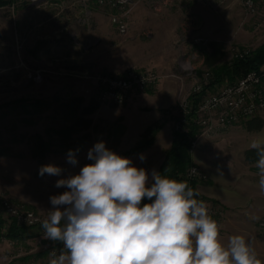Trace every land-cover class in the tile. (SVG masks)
Segmentation results:
<instances>
[{
    "label": "rangeland",
    "instance_id": "1",
    "mask_svg": "<svg viewBox=\"0 0 264 264\" xmlns=\"http://www.w3.org/2000/svg\"><path fill=\"white\" fill-rule=\"evenodd\" d=\"M243 1L167 0L158 10L138 2L128 14L125 35L114 30L107 12L95 8L88 26L70 23L69 30L77 32L73 40L61 30L60 25L66 23L55 16L57 10L50 2L0 0V192L43 221L52 208L50 197L67 190L55 187L56 181L94 163L87 153L100 141L131 159L134 166L146 169L151 183V173L158 171L171 147L170 139L177 133L173 123L180 103L204 72L230 62L239 48L253 50L264 44V25L252 27L254 18L257 24H264V13H249ZM259 5L264 6V0ZM67 41L88 65L86 72L67 67L65 50L57 47L66 46ZM84 43L94 46L84 48ZM127 68L158 74V83L146 92L171 99L160 119L134 100L136 93L122 105L99 103L105 106L91 115L87 130L73 134L62 129L52 111L56 99L73 95L83 96L85 102L94 99L97 75L117 74ZM128 116L136 123L145 116L150 124L126 133ZM164 125L169 129L168 138H157ZM199 133L189 152L191 164L204 170L207 166L219 182L231 181L238 187L246 184L255 190L249 192L247 211L241 206L230 209L203 193L222 211L221 239L226 243L231 235H243L264 261V193L258 188L255 162L247 161L244 154L253 139H264V113ZM70 150L75 153V165L68 162ZM47 164L60 167L61 174L41 176L40 168ZM41 225L27 228L30 237L25 240H0V264H8L17 255L47 259V248L54 241L44 237Z\"/></svg>",
    "mask_w": 264,
    "mask_h": 264
},
{
    "label": "clouds",
    "instance_id": "2",
    "mask_svg": "<svg viewBox=\"0 0 264 264\" xmlns=\"http://www.w3.org/2000/svg\"><path fill=\"white\" fill-rule=\"evenodd\" d=\"M258 188L264 193V139H253ZM78 174L56 181L65 187L50 197L42 221L44 237L60 241L49 264H264L243 235L221 239V225L186 181L146 169L106 148H91ZM141 160L144 156L141 155ZM68 162L77 163L69 151ZM62 169L43 165L40 175L59 176ZM147 198L150 203H143Z\"/></svg>",
    "mask_w": 264,
    "mask_h": 264
},
{
    "label": "built area",
    "instance_id": "3",
    "mask_svg": "<svg viewBox=\"0 0 264 264\" xmlns=\"http://www.w3.org/2000/svg\"><path fill=\"white\" fill-rule=\"evenodd\" d=\"M34 2H50L49 4L57 10L55 16L61 17L66 24H62L61 30H65L73 40H76V31H70L69 25L74 22L79 26H88L92 23V13L95 8L104 10L109 15V20L114 30L119 35H125L129 30L128 14L135 4L145 2L154 10H158L167 0H30ZM244 8L251 14L264 13V6L259 5V0H244ZM94 46L93 43L85 44L84 48ZM237 49L234 55H241ZM211 78V72L205 71L198 84L190 94L200 93ZM159 81L156 72L147 69L127 68L124 71L111 74L105 73L95 77L94 99L99 103L122 105L134 94L146 92L154 88ZM190 94L180 103L177 117L173 123V129L177 133H185L192 124L198 126L199 130H211L215 126H229L240 121L249 120L264 113V66L259 70H253L236 78L232 82L225 81L214 91L200 95L198 101L193 105ZM194 107V110H193ZM192 111L194 117H191ZM199 131L190 141L189 152L195 147L199 138ZM186 181L194 191L199 192L196 197L208 205L209 214L221 224V209L207 199L197 188L207 179V175L196 164H190L182 173ZM0 217L2 226L0 228V240H9L5 237L6 230L13 222L16 226L32 228L42 224V218L31 209L11 202V200L0 192ZM63 243L54 241L48 248V258L35 260L23 256H13L8 264H49L50 253L55 251L59 254Z\"/></svg>",
    "mask_w": 264,
    "mask_h": 264
},
{
    "label": "trees",
    "instance_id": "4",
    "mask_svg": "<svg viewBox=\"0 0 264 264\" xmlns=\"http://www.w3.org/2000/svg\"><path fill=\"white\" fill-rule=\"evenodd\" d=\"M239 50L244 52L245 49L239 48ZM246 51V53L241 55H233L230 62L216 66L213 70H210L211 78L203 87L202 92L190 94L189 98L191 99L193 105L196 104L200 95L208 92V89H212L217 84H220L223 81L232 82L236 78L241 77L250 71L259 70L262 66H264V44H261L253 50L248 49ZM98 107L99 102L93 98L85 102V98L83 96L73 95L67 99H56L54 101L52 111L62 123V129L74 134L87 130L91 126V115L98 109ZM191 117H194L193 111ZM198 131V126L192 124L187 132L175 133L171 147L165 153L164 159L157 171L158 173L171 179L184 181L182 173L186 167L191 164L188 148L190 141L195 137ZM244 154L247 161L256 162V150L249 148ZM150 202L151 201L145 198L142 201V204ZM2 222L3 220L0 219V228L2 226ZM5 237L11 241H20L25 240L30 236L27 233V227L16 226L12 222L6 230Z\"/></svg>",
    "mask_w": 264,
    "mask_h": 264
},
{
    "label": "crops",
    "instance_id": "5",
    "mask_svg": "<svg viewBox=\"0 0 264 264\" xmlns=\"http://www.w3.org/2000/svg\"><path fill=\"white\" fill-rule=\"evenodd\" d=\"M258 20H256L255 18L253 19V23L254 26H258L257 28L261 27L264 24H257ZM244 31V30H243ZM58 48L63 47V50H65V60L67 61V67L69 68V70H74L77 68L86 72V69L88 68V65H85L83 63V61H81L76 54V48L70 44L67 41V45L66 46H57ZM53 51H56V49H53ZM75 58H78V60H74ZM66 66V65H65ZM64 66V67H65ZM74 68V69H72ZM71 75V74H68ZM70 81H75L76 79H69ZM136 97L134 100L136 101L137 99L141 102L140 104H143L145 107H147L148 113H156V118L157 120L160 119L163 115V110L168 106V104L170 103V100L167 96H165V94H159L158 92L156 93H147V92H142V93H138L136 94ZM133 100V101H134ZM105 106V104L103 105H99L98 110H100L101 108H103ZM143 118L141 119V121L139 122H134L133 118H129V116L126 118L125 120V125H126V133H132V132H137L139 129H143L144 127H146L148 124H150V122L146 121V117L142 116ZM132 128V131L130 132L129 129ZM138 129V130H137ZM129 131V132H128ZM168 126L164 125L163 127H161L159 129V131L157 132V138H163L166 137L168 138ZM172 139H170V144H171ZM205 168V173L207 174V180L204 183H200L197 184V188L204 193L206 196H209L215 200H217L218 202L222 203L224 206L232 209L233 207L238 208V206H241L239 208H241L242 210L247 211V203H248V199H249V192H254L255 190L252 189V187L250 186V188L248 187L249 185L243 184L241 187L236 186V184L234 185L233 182L231 181H226V182H219L218 180H216V178L214 177L212 171L206 166H204ZM251 175V174H250ZM251 177V176H250ZM249 177V178H250ZM238 187V188H236ZM237 190H238V194H237ZM240 193V194H239ZM229 213V212H228ZM232 215H235V213L232 211V213H230ZM241 214V213H240ZM222 224L226 225L229 227V224L226 223V221H224ZM12 257V256H11Z\"/></svg>",
    "mask_w": 264,
    "mask_h": 264
}]
</instances>
